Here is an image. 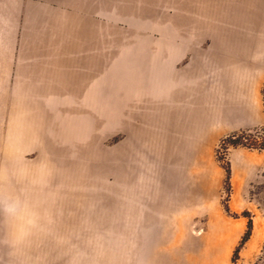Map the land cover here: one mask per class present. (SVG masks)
<instances>
[{"label": "rangeland", "instance_id": "obj_1", "mask_svg": "<svg viewBox=\"0 0 264 264\" xmlns=\"http://www.w3.org/2000/svg\"><path fill=\"white\" fill-rule=\"evenodd\" d=\"M262 141L264 0H0V264H264Z\"/></svg>", "mask_w": 264, "mask_h": 264}, {"label": "crops", "instance_id": "obj_2", "mask_svg": "<svg viewBox=\"0 0 264 264\" xmlns=\"http://www.w3.org/2000/svg\"><path fill=\"white\" fill-rule=\"evenodd\" d=\"M191 71V70H190ZM190 74L189 73V69H188V72H186V74L182 75L180 77V81H182L183 83H189L191 82L192 78L190 77ZM182 83V84H183ZM174 92L175 90H172V98L174 97ZM179 92L181 93V98H178V100L176 101V103H174L173 101H171L172 105H179L181 106L182 108L179 109V110H182L184 112H188V113H191V115H193L194 113V110H192L191 106H194L195 104V101H194V97H193V93H192V89L189 88V89H184V91L182 92V90H179ZM176 97V96H175ZM178 110V111H179ZM178 115V114H177ZM178 120H181V121H185L184 119H181V117H177Z\"/></svg>", "mask_w": 264, "mask_h": 264}, {"label": "trees", "instance_id": "obj_3", "mask_svg": "<svg viewBox=\"0 0 264 264\" xmlns=\"http://www.w3.org/2000/svg\"><path fill=\"white\" fill-rule=\"evenodd\" d=\"M242 139H244V137L242 138L240 136V134L238 133H234L230 136V142L232 143H238L239 141H241ZM260 144L261 148H264V141H262ZM252 228V220L249 221V229ZM250 234V232H248V234L246 235V237L244 238V240L248 239V235Z\"/></svg>", "mask_w": 264, "mask_h": 264}]
</instances>
